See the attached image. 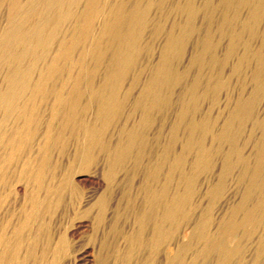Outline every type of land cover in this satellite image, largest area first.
<instances>
[{"label": "bare ground", "instance_id": "obj_1", "mask_svg": "<svg viewBox=\"0 0 264 264\" xmlns=\"http://www.w3.org/2000/svg\"><path fill=\"white\" fill-rule=\"evenodd\" d=\"M0 6V264H180L193 240L202 258H226L243 251L238 232L254 230V261L264 260V39L250 42L264 0ZM240 69L251 90L243 82L221 107L215 97ZM248 123L261 133L252 167L239 146ZM217 157L218 172L197 188ZM92 165L97 187L87 195L74 177ZM237 166L240 202L221 217L194 215ZM187 211V233L171 251Z\"/></svg>", "mask_w": 264, "mask_h": 264}, {"label": "rangeland", "instance_id": "obj_2", "mask_svg": "<svg viewBox=\"0 0 264 264\" xmlns=\"http://www.w3.org/2000/svg\"><path fill=\"white\" fill-rule=\"evenodd\" d=\"M5 6V5H3ZM2 9L0 8V29L1 27L4 26L5 21H6V7H3ZM1 7V6H0ZM5 9V10H4ZM156 13V9L152 10L151 12V16L154 17ZM174 18H170V20L168 21V24L171 20H173ZM200 22V21H199ZM258 34L257 37L255 38H251L250 42L252 44L253 47L257 46V44L259 43V41L261 39H264V23L260 24V26L257 29ZM147 35V37H146ZM145 35V40L148 42V34ZM77 58L78 54H75ZM141 57V62L143 63V60L147 57V53L144 52L142 53ZM90 69H91V63H90ZM4 69L1 70V74L4 73ZM134 74V72L132 74H130L127 78V81L125 82V84L129 83L131 81L132 75ZM248 74L249 71L245 70L243 71V69H240L237 72L236 77L233 79L232 84L230 85L231 87L229 89H222L220 90L216 97L215 100L218 101L217 103H220V106L222 107L223 104L225 103V97L228 93H234V98L235 96L238 95V92L240 90V88H242V83L244 82L245 84H248ZM99 78L96 79L95 82L98 81ZM144 80V78L142 79V81ZM251 90V86L248 84V86H246L245 88V94L250 92ZM212 101L211 99H207L204 100L203 105H207L208 103H210ZM262 103H264V95L262 97ZM224 102V103H223ZM213 114H216V111L213 112ZM226 116V111L224 113L221 114V117L219 120H217L215 122V131H219L220 127L225 119ZM111 132L107 133L108 135H110ZM107 135V136H108ZM261 133L260 131L256 130L255 132L251 131V124H247V128H245L244 134L242 135V137H240L239 139V146L242 148V152L241 154L243 155V157L247 158L249 160V164L252 167L254 165L255 159H256V143L257 141L260 139ZM182 138V137H181ZM210 138V137H209ZM206 140V146L211 147L216 146L214 144L211 143L210 139ZM212 148V147H211ZM180 149V145L177 144L175 147V152H179ZM223 152L225 153V151L227 150L226 146H223L222 148ZM55 154L58 153L57 150L54 152ZM192 155L188 156V162H191ZM55 159V156H54ZM214 167H211V170L209 171H205L202 172L199 177H198V182H197V188L199 187V184L206 178L209 176V174L213 171V172H218L219 168H220V158H216L213 161ZM94 165V164H93ZM93 165L90 166L89 168H87V170H85L86 172L83 174V176L81 177H74V182L77 185H80V187L84 188V193L89 195V193L97 187L95 180L93 177H91L89 175V172L92 171L93 169ZM241 166H237L233 172L231 173V175L227 178L226 180V189L223 191V193H221L217 198H215L214 200H210V198L206 197V198H201V202L199 200V209L195 212L194 215L199 214L202 210H206L209 209V213L214 216V217H221L224 215H227L228 213H230L231 207L235 206L236 204H238L242 198V194L244 191V187L245 185L243 184H238L237 183V176L241 171ZM78 171H81V169H78ZM175 187V186H174ZM204 193V188L199 189V193L198 195H202L203 196ZM18 196V195H17ZM16 196V197H17ZM15 197V198H16ZM76 197V196H73ZM72 197V199H73ZM14 196L11 195L9 198V201H13L14 203ZM197 198L194 196L192 202H195ZM250 205V204H249ZM189 212V211H187ZM192 212H189L188 216L185 217V219L179 220L177 223V226H175L173 228V236H172V240H171V244H170V249L171 251L174 250V245L175 243L180 239L183 238V236L187 233V223L188 221H190V218H192ZM216 217V218H217ZM259 217L263 220L264 223V213H261L259 215ZM239 237V245H241V251L239 254L235 255L232 254L230 257H224L223 255H221L219 252H211L209 255H207L206 258H202L201 256H199V252L202 248V244L199 243L197 240H193L191 243V249L184 253L182 256V261L180 264H263L264 260L260 259L258 262L254 261V251H255V240L257 239V231L254 230L253 233L248 237L244 236L243 233L241 231L238 232ZM244 238H242L243 236ZM186 243V242H184ZM234 245H232L231 247H233ZM169 249V250H170ZM198 254V256H197ZM88 259L87 257H79L75 260L74 264H88ZM174 264H179V263H174Z\"/></svg>", "mask_w": 264, "mask_h": 264}]
</instances>
